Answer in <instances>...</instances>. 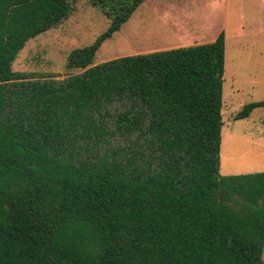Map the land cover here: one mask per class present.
<instances>
[{"label":"trees","instance_id":"1","mask_svg":"<svg viewBox=\"0 0 264 264\" xmlns=\"http://www.w3.org/2000/svg\"><path fill=\"white\" fill-rule=\"evenodd\" d=\"M100 1L60 79L12 65L70 0H0V264H264V171L220 174L225 31L94 63L145 0Z\"/></svg>","mask_w":264,"mask_h":264},{"label":"rangeland","instance_id":"2","mask_svg":"<svg viewBox=\"0 0 264 264\" xmlns=\"http://www.w3.org/2000/svg\"><path fill=\"white\" fill-rule=\"evenodd\" d=\"M70 2L68 17L27 41L13 70L60 79L84 70L69 67L68 57L108 28L111 8L100 0ZM222 30L226 61L220 174L264 171V106L236 119L244 104L264 100V0H145L101 45L94 63L209 42Z\"/></svg>","mask_w":264,"mask_h":264},{"label":"crops","instance_id":"3","mask_svg":"<svg viewBox=\"0 0 264 264\" xmlns=\"http://www.w3.org/2000/svg\"><path fill=\"white\" fill-rule=\"evenodd\" d=\"M214 39H215V37L212 40H214Z\"/></svg>","mask_w":264,"mask_h":264}]
</instances>
